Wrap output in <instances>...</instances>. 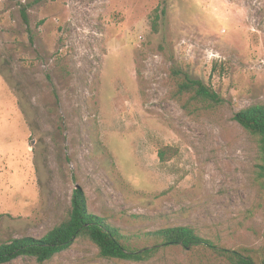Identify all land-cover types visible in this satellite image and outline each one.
Wrapping results in <instances>:
<instances>
[{
	"label": "rangeland",
	"instance_id": "obj_1",
	"mask_svg": "<svg viewBox=\"0 0 264 264\" xmlns=\"http://www.w3.org/2000/svg\"><path fill=\"white\" fill-rule=\"evenodd\" d=\"M176 71L225 107L189 118L171 99ZM260 104L264 0H0V245L42 239L81 187L89 212L132 249L173 227L229 249L263 247L258 147L233 120ZM166 147L176 155L163 164ZM6 264L188 263L181 248L106 260L79 238L50 261Z\"/></svg>",
	"mask_w": 264,
	"mask_h": 264
},
{
	"label": "trees",
	"instance_id": "obj_2",
	"mask_svg": "<svg viewBox=\"0 0 264 264\" xmlns=\"http://www.w3.org/2000/svg\"><path fill=\"white\" fill-rule=\"evenodd\" d=\"M22 8L26 24L28 10ZM162 14L156 13L153 31H158ZM173 79L175 89L171 99L178 102L184 113L193 120L211 118L223 109L226 100L212 86L201 80H194L182 71H176ZM258 147L257 161L260 176L264 175V104L253 105L239 111L233 117ZM176 155L169 147L159 151L161 163H167ZM152 247L141 250L132 249L121 231L104 218L89 212L88 201L83 189H75L72 205L66 219L42 239L21 238L2 242L0 245V264H6L20 257L34 258L39 263L52 260L56 255L69 250L79 238H86L98 249L106 260H124L136 263L148 262L161 251L181 248L186 253L188 264H264V246L258 249L241 247L229 249L213 239L204 237L192 227H173L148 233Z\"/></svg>",
	"mask_w": 264,
	"mask_h": 264
},
{
	"label": "water",
	"instance_id": "obj_3",
	"mask_svg": "<svg viewBox=\"0 0 264 264\" xmlns=\"http://www.w3.org/2000/svg\"><path fill=\"white\" fill-rule=\"evenodd\" d=\"M79 187H76V189H78Z\"/></svg>",
	"mask_w": 264,
	"mask_h": 264
}]
</instances>
